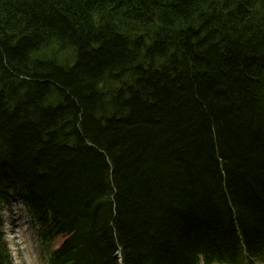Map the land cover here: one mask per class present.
I'll list each match as a JSON object with an SVG mask.
<instances>
[{
  "label": "trees",
  "instance_id": "16d2710c",
  "mask_svg": "<svg viewBox=\"0 0 264 264\" xmlns=\"http://www.w3.org/2000/svg\"><path fill=\"white\" fill-rule=\"evenodd\" d=\"M12 193L51 264L263 256L264 0H0Z\"/></svg>",
  "mask_w": 264,
  "mask_h": 264
},
{
  "label": "rangeland",
  "instance_id": "374dc122",
  "mask_svg": "<svg viewBox=\"0 0 264 264\" xmlns=\"http://www.w3.org/2000/svg\"><path fill=\"white\" fill-rule=\"evenodd\" d=\"M54 49V46H52L51 49L47 51V53H51ZM60 60L61 66H71L75 61L74 52L66 51L62 53ZM14 203V207H16V213L14 216L18 217V220L15 221L13 219L12 211H10V213H8L7 211L3 212V219H5L6 227L9 224V218L11 220L13 230H15L16 232H18L19 230L23 231L21 227L25 224L28 227V231L24 232L26 233V237H24V244H22L19 252L16 253L18 257L15 259V264H48V254L50 253V250H48L45 246H42L37 236L36 230L31 226L29 214L22 205V201L19 200V197L18 200ZM15 224H19V226H16ZM62 242L63 237H59L57 240H55V243L53 247H51V250L59 247L58 245H60Z\"/></svg>",
  "mask_w": 264,
  "mask_h": 264
},
{
  "label": "bare ground",
  "instance_id": "6f19581e",
  "mask_svg": "<svg viewBox=\"0 0 264 264\" xmlns=\"http://www.w3.org/2000/svg\"><path fill=\"white\" fill-rule=\"evenodd\" d=\"M1 230V233H2V229H0ZM3 242L6 244V240H4V238H3ZM262 252V251H261ZM264 253V252H263ZM259 254H261V253H259ZM259 257H263V256H260V255H258Z\"/></svg>",
  "mask_w": 264,
  "mask_h": 264
}]
</instances>
